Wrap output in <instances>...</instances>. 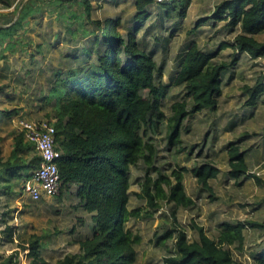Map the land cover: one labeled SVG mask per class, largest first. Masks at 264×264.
<instances>
[{"label":"trees","instance_id":"trees-1","mask_svg":"<svg viewBox=\"0 0 264 264\" xmlns=\"http://www.w3.org/2000/svg\"><path fill=\"white\" fill-rule=\"evenodd\" d=\"M19 1L0 0L1 9L14 6L9 14L15 16L18 12L16 19L6 18L7 22L0 26V60L6 58V49H13L19 43L7 41L25 26L30 11L32 14L38 12L31 1L19 11ZM74 4L83 12H68ZM153 4H156L155 0H134L133 22L124 33L120 31V17L96 21L100 34L95 36L89 48L83 50L85 60L78 55L69 56V66L65 70H55L48 91L38 95L40 101L36 108L48 110L45 116L54 120L56 146L62 151L57 163L60 189L56 197L58 201L64 196L74 197L77 200L74 209H82L88 216L78 219V226L86 231V235L77 241L79 252L65 256L57 264H135L138 238H134L126 226L133 215L128 210L130 170L140 161L147 166V177L141 186L151 207L157 208L159 199L184 208L193 207L194 201L186 194L180 173L176 174V183L169 186L168 194L161 188L165 182L161 173L158 172L155 181L149 177L152 172H157L154 167L157 148L153 137L165 128L168 146L180 145L183 123L203 110L218 107L222 76L226 70L234 69L239 55L247 54L253 60L264 58V42L256 39L264 32V0H225L215 6L211 19L213 26L224 22L229 31L239 29L234 42L221 44L215 52L208 53L197 41H191L185 45L178 60L176 75L165 83L163 68L136 39L144 21L151 16L149 8ZM167 4L170 8L166 13L170 16L177 10V0L157 5ZM189 4L190 0H185L178 13L180 18H184ZM30 5L34 6L31 10ZM52 5L61 9L62 20L73 19L80 28L85 19L92 17L90 0H53ZM208 20H199L195 30ZM192 33L188 32L189 35ZM156 40L160 39L157 37ZM228 47L234 50L233 60L230 63L215 61L219 52ZM5 88L0 85V99ZM174 88H182L183 92L173 97L169 113H166L165 101ZM244 89L250 95L245 105L256 107L258 98L264 95V76H260L253 88ZM16 113L0 110V121L10 119ZM226 153L229 157L228 177L236 182L239 178H248L246 152L241 151L238 143L231 142ZM39 163L33 145L19 133L14 138L9 157L0 159V193L10 196L13 185L23 178L30 179ZM218 173L210 164L191 169L200 190L207 192L211 200L214 195L209 181ZM250 177L260 182L257 176ZM2 216V222L6 223L8 212ZM262 226L247 221L224 222L219 225L216 239L194 226L198 232L197 240L189 241L184 231L173 235L168 230L157 242L163 244L166 239L175 238L174 254L167 259L168 264H238L230 247L240 251L244 230ZM15 231L7 225L0 240L5 238L12 242ZM70 233L75 234L76 229L73 227ZM21 248L28 251L31 264H45L41 258L43 245L38 238L30 240L28 247ZM254 260L256 264H264V251L254 256Z\"/></svg>","mask_w":264,"mask_h":264},{"label":"rangeland","instance_id":"rangeland-1","mask_svg":"<svg viewBox=\"0 0 264 264\" xmlns=\"http://www.w3.org/2000/svg\"><path fill=\"white\" fill-rule=\"evenodd\" d=\"M30 1L37 7V14H32L34 6L30 5L27 23L7 41L19 43L13 49H6V58L0 60V85L6 87L0 99V110L17 112L10 119L0 121V159L3 160L11 154L14 138L20 133L18 120L54 122L45 116L48 110L36 108L40 101L38 95L48 91L55 70H65L69 66V56L78 55L85 60L83 50L89 48L95 36L100 34L95 22L120 17V31L124 33L132 25L135 15L134 0H90L92 17L85 19L80 28L73 19L60 18L61 9L52 5L53 0H20L19 11ZM223 1L190 0L184 18L178 13L185 0H177V10L171 12V17L166 13L170 4H153L149 8L151 16L144 21L136 39L163 68V82L168 83L176 75L178 60L185 45L191 41H197L208 53L215 52L221 44L234 42L239 29L229 31L224 22L213 26L211 19L215 6ZM13 9L0 8V26L7 22L6 18H17L18 12L15 16L9 14ZM67 11L80 14L83 9L74 4ZM205 18L209 20L196 31L198 21ZM189 31L193 33L189 35ZM256 39L264 42V32ZM233 57L234 50L228 47L219 52L215 61L230 63ZM238 59L234 69L226 70L222 76V94L216 110H203L186 120L181 129L180 145L168 146L165 128L153 137L157 148L154 162L157 172H152L149 177L155 181L158 172L161 173L165 178L161 188L168 194L169 186L176 183V174L180 173L185 192L193 199L194 206L184 208L159 199L156 201L158 207H151L141 186L147 177V166L140 161L131 168L128 210L133 215L126 227L134 238H138L135 264H168L167 259L174 254L175 238L166 239L163 244L157 242L168 230L173 235L184 231L187 239L194 241L198 239L194 228L197 226L211 239H216L219 225L224 222L247 221L263 225L244 230L240 251L230 247L238 264H256L254 256L264 251V95L258 98L256 107L246 106L250 95L244 89L253 88L260 76H264V58L253 60L247 54H240ZM182 92V88L170 91L165 101L166 113H169L173 97ZM231 142L238 143L241 151L246 152L249 175L257 176L259 183L249 176L239 178L240 185H237L236 180L228 177L226 147ZM33 154L28 156L29 159ZM204 164L212 165L219 172L209 181L214 200L200 190L191 174L192 168ZM25 182L26 178H23L15 183L10 196L0 193V237L7 225L16 229L12 242L5 238L0 240V264H31L28 251L21 247H28L29 241L36 238L43 245L41 258L45 264H57L65 256L78 253L77 241L86 235V231L78 226V219L88 216L82 209H74L77 200L64 196L60 201L53 197L32 202L23 190ZM5 212H8L6 223L2 222ZM73 227L75 234L70 233Z\"/></svg>","mask_w":264,"mask_h":264},{"label":"built area","instance_id":"built-area-1","mask_svg":"<svg viewBox=\"0 0 264 264\" xmlns=\"http://www.w3.org/2000/svg\"><path fill=\"white\" fill-rule=\"evenodd\" d=\"M173 0H155L156 4L170 3ZM14 7V6H13ZM19 132L33 145L40 159L39 167L26 180L23 190L32 202L56 197L60 189L58 161L62 151L57 149L54 125L46 120L32 121L20 119L17 122Z\"/></svg>","mask_w":264,"mask_h":264}]
</instances>
